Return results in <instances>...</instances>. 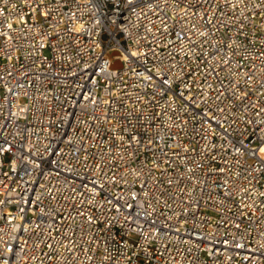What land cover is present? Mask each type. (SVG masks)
<instances>
[{
  "label": "built area",
  "instance_id": "1",
  "mask_svg": "<svg viewBox=\"0 0 264 264\" xmlns=\"http://www.w3.org/2000/svg\"><path fill=\"white\" fill-rule=\"evenodd\" d=\"M0 264H264V0H0Z\"/></svg>",
  "mask_w": 264,
  "mask_h": 264
}]
</instances>
